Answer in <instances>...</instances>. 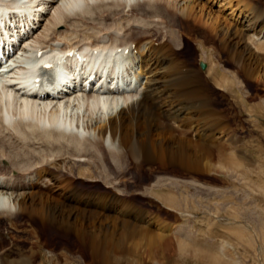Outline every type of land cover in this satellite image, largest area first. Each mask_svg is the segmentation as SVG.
Here are the masks:
<instances>
[{
	"label": "bare ground",
	"instance_id": "6f19581e",
	"mask_svg": "<svg viewBox=\"0 0 264 264\" xmlns=\"http://www.w3.org/2000/svg\"><path fill=\"white\" fill-rule=\"evenodd\" d=\"M94 1L0 0V40L5 45V48L0 50V162L9 163L13 171L17 166H21L18 165L22 159L21 153L15 152L10 155L12 148L8 145L7 138H14L20 139V142L26 145L41 143L51 153L52 147L58 148L57 155L54 156L52 153L47 157L53 156L51 160L54 163L59 160V164L64 166L61 171L66 173L65 176H58L38 163L34 166L30 164L29 168L22 170L26 173L22 174V171L18 173L16 170V174L0 176V264H33V257L37 253L34 245L43 242L38 235L40 227L42 230L48 227L51 231L59 227L65 233H73L78 247L87 252L93 264H110V258L138 264V261L126 258L127 256H118L124 251V245H128V241L130 248L125 250L137 252L139 247H142V252L149 257L148 261H154L159 248L165 253L173 243H176L180 254L189 249L190 255L196 259L219 264L216 254L193 247L180 239H172L167 235L169 227L162 226L165 234H161L150 231L147 227L138 226L144 224L145 220L139 214L133 216L137 215L134 207L133 209L126 207L127 209L122 212L136 220L138 224L119 219V210V214L105 216V222L97 226L95 223H99L100 220H96L101 214L92 210H74L75 207L68 203L69 200H65L69 199L67 194L64 199H59L44 193H28L34 191L31 186L30 191L24 190L29 189L28 185L24 184L25 178L32 184L36 181L34 175L37 177L45 175L51 180L73 175L84 180L87 179L84 175L89 174L86 168H94L103 163L106 168L101 169L92 180H116L127 157V160L132 159L135 164L138 161L157 164L156 170L160 172H188L195 175L215 170L219 167L215 165L224 159L218 150L222 147L211 145L213 140L209 138L210 144L201 142L205 136L204 132L212 133L217 129L221 112L215 111L208 102L205 103V92L200 93V84L202 85L200 74L191 72L184 64L186 62L181 63L183 61L171 57L175 52L173 49L180 46L176 34L182 33L172 30V35H168L170 39L166 41L164 38L161 41L153 38L145 40L142 38L144 36L142 27H125V36L118 41L119 44L113 39L114 36L107 37V33L99 34L98 38L96 35L97 39L87 40L85 37L84 40L83 37L84 41L81 42L84 43L80 44L76 36V38H71L69 34L66 36V29H56L59 25L66 26L67 22L81 20L84 11L86 13L91 6L97 9L94 6L98 1L96 3ZM132 1L134 0H123V5L120 3L121 0L117 1L123 6L121 14L124 15V7L129 6ZM160 1L145 0L143 2L146 5L145 11L147 12L149 8L148 12L153 15L162 13L158 6ZM99 2L105 4L108 0ZM166 2L179 11L178 22L183 18L186 23L195 26L191 27L203 40L198 41L202 49L205 42L217 41L215 55L223 52L227 57L226 62L236 61V70L232 72L222 69L217 62H212L211 67L205 70V74L213 73L214 84L217 87L229 89L233 93L232 87L237 88L239 84L236 74L248 79L246 77L253 73L257 64L264 59L263 6L253 4L251 0H183L182 4L177 0H165ZM139 6L130 9L137 7L139 9ZM116 7L110 8L114 11ZM75 12H79L80 16L75 15ZM146 12L143 11L144 14ZM155 19L151 22L154 25ZM9 25L14 27L16 35L26 33V37L21 38L11 53L8 52L10 41L5 39L6 36H1V31H7ZM119 46L122 47L117 50ZM124 49L127 51L124 52ZM38 51H41L40 54ZM203 53L206 55L203 57L209 59L206 52ZM49 56L51 60L55 59L54 62L57 64L55 77L40 64ZM28 68L37 73L35 77H24ZM92 72L105 76L108 80H105V84L101 85L99 90H94L90 86L85 91L86 75L89 76ZM76 78H81L77 88L64 93L65 90L69 91L68 83L77 85ZM203 89L205 90L204 87ZM154 105L153 109L156 110L151 108ZM189 114L192 121L188 117ZM201 116L204 120L199 121ZM170 120L173 123L169 122ZM201 123L206 124L207 128L200 126ZM180 125L185 129L180 128ZM186 128L194 132L192 134L198 137V141L185 137ZM178 131L183 135L181 136ZM99 146L106 152L107 157L103 158L96 152ZM63 150L68 152L62 154ZM51 160L48 163L52 162ZM68 164L72 168L85 170L74 175ZM164 180L163 185H170L169 177H165ZM52 188L56 190L54 185ZM103 198L105 197L99 196L93 207L108 208V203ZM76 199L80 204V199ZM106 200L112 202L114 199ZM84 215L92 219L90 227L83 224V219H87ZM21 216H25L30 222L32 250L28 257L18 262H6L1 258V254L5 238L10 235L7 228H14ZM106 222L109 223L107 227L111 228L106 227L104 230ZM35 225H38L37 229L34 228ZM116 229H119L117 233ZM51 231L48 233L53 232ZM55 255L53 250L46 251V256L42 257L38 264H41L42 259L53 264Z\"/></svg>",
	"mask_w": 264,
	"mask_h": 264
},
{
	"label": "rangeland",
	"instance_id": "374dc122",
	"mask_svg": "<svg viewBox=\"0 0 264 264\" xmlns=\"http://www.w3.org/2000/svg\"><path fill=\"white\" fill-rule=\"evenodd\" d=\"M117 1L120 0H108V2L103 4L99 0H95L94 2L97 3L94 8L96 7L98 10L93 9V6H91L89 7L90 10L89 8L87 9L89 12L86 10L87 14L84 11V17L81 20L76 19V21H72L74 23H66L64 21L66 26L59 25L56 29H66V36L68 34V36L71 35V38L76 36L77 38H75L76 40L78 39L77 41L80 44L84 43L81 41H84L85 37L87 40L97 39L100 35L106 33L108 35L107 37L110 36V38H113L114 36L113 39L117 40L116 43H118L125 36L126 28L136 26L137 28L142 27L141 31L144 35L142 38L145 40L153 38L157 41L164 39L166 41L169 38L168 35L171 36L173 31L181 32L182 35L177 33L176 38L180 40L179 42L182 48L180 46L174 48L173 50L175 52L172 51L174 54L171 57L177 58V61H183H180L181 63L186 62L184 64H186L191 72L200 74V80L203 85L200 84V93L204 94L205 92V103L208 102L211 107L215 108V111L221 112L222 114L219 117V123L216 126L217 129L212 133L204 132L205 136L201 139V142L210 144L211 139L213 140V144L211 145H219L222 147L218 150L222 153L224 159L220 161L221 165L216 164V162L214 165L224 167L223 169L218 167L208 173L198 175L188 172H160L156 170V168L158 169L157 164L145 163L143 161H138L135 164L132 159L127 160V157V164L125 163V165L122 164L121 166L122 173L120 172L116 180H110L111 182L92 180L101 169L106 168L105 163H103L100 166L96 165L97 167L94 168H86L89 174L84 175V178H87L84 180L76 178L73 175L51 180L47 176L42 175L39 178L37 177L35 183L32 184L30 180L25 179L23 180L24 184L28 185L29 189L24 190L30 191V186H33L34 191L28 193H44L59 199H64L67 194L69 199L65 198V200H69L68 203L75 207L74 210H92L101 214L96 220H100L99 223H95L97 226L105 222V216L119 214V210V219L138 224L136 220H132V218L127 217V214L122 212V210L127 208L133 209L134 207L133 210H136L137 215L133 216L140 215L145 220V225L138 224V226H144L143 228L147 227L150 231L161 234H165L162 226L169 227L171 230L168 228L167 235L172 239L177 238L185 243H189L193 247L214 253L218 256L222 264H264V59L257 64L255 71L246 77L248 79L240 76L241 74H236L239 84H237V88L232 87L234 90L233 93L229 89L219 88L214 84L213 73L210 75L205 74L206 71L211 67L212 62H217L222 69L224 68L226 71L232 72L236 70V61L226 62L225 59L227 57L223 52L220 55H215L217 41H214L215 43L213 41L212 43L209 41L205 42L203 44L204 48L202 49L198 41L203 40L193 31L192 27L195 26L186 23L183 18L178 22L179 18L177 13L179 11L175 10L176 7L169 6L167 2L165 3V0L159 2L158 6L163 11L162 13L157 12L159 17L158 15L149 13L148 11L150 9L148 7V11H145L144 8L146 5L143 3L145 0H138V2L134 0L130 2L129 6L124 7L123 15L120 12L123 7V0L120 2L122 4L121 6ZM177 1L179 4L183 3V0ZM251 1H253V4L264 7V0ZM132 4L134 5L132 6ZM134 6H139V9L138 7L136 9H130ZM110 7H116V11L115 9L112 11L113 9ZM103 8H107L108 10H103ZM137 10H140L139 12L141 13ZM109 11L112 12L109 13ZM143 11L146 13L144 14ZM106 13H109V15ZM75 15L80 16L79 12H75ZM155 18L159 19V22ZM154 19L156 25L151 23ZM146 25L154 26H150V28L146 27ZM194 30L196 29L194 28ZM83 37L84 40H82ZM203 51L206 52L209 59L204 58L206 55ZM199 61H204L206 64L203 70L198 66ZM237 95L238 97H236ZM151 108H155V105ZM188 117L192 121L191 114ZM200 118L199 121L204 120L202 116ZM169 122L173 123L172 120ZM200 126L207 128L204 123H201ZM180 128L185 129L184 126ZM186 129L185 137L194 138L193 140L198 141V137L192 134L194 132L190 129L188 130V128ZM179 134L181 136L183 135L182 132H179ZM13 139L7 138L8 145L12 148L10 155L19 152L22 157L18 162V165L21 164V166H15L16 170H18H15L16 172L20 173L22 170L25 171L24 169L29 168L30 164L34 166L40 163L44 168L50 169L58 176L66 175V173L61 171L64 169V166L59 164V160L57 163H54L51 160L53 156L50 158L47 157V155H51L52 153L54 156L57 155L59 152L58 148L52 147L51 153L41 143H30L26 145L20 142V139ZM48 150L50 149L48 148ZM63 152L67 153L68 151H61L62 154H65ZM96 152H99L103 158L107 157L106 152L100 149V146L96 149ZM48 159L52 162L48 163L50 161ZM70 167L68 164L69 169ZM71 169L74 175L76 172L81 173L85 170L77 167H71ZM15 171H13L9 163L3 164L2 161L0 162V176L3 174V176L13 175ZM23 171L22 174L26 173ZM165 177L171 179L169 180L170 185L168 186L163 185L165 183ZM191 182L198 185H194ZM53 185L56 190L51 189ZM99 196L105 197L103 199L108 203V208L93 207L94 202ZM76 198L80 199L81 203H83H77ZM106 198L114 200L110 202ZM112 206L116 209H112ZM142 207L146 208V210L143 212L137 211L136 208ZM87 216L84 215V217ZM164 219L167 222L163 221ZM91 220L89 217L87 219L84 218L83 224L85 226L89 225L90 227ZM17 223L19 225L17 224L14 228H7L10 235L5 238L6 241L2 245L1 258H4L6 262H18L20 259L28 257L32 250L33 238L29 236V231L31 230L29 220L25 216H21ZM108 224L106 222L104 230H106ZM36 226L38 227V225H35L34 228L37 229ZM3 230L7 231L6 229ZM3 230L2 232H5ZM117 230L119 229H116V233L118 232ZM49 231L51 230L48 227H44V230L41 227L39 229L38 235L44 243L34 245L37 253L33 257V264H38L41 258L46 256V251L48 250H53L56 254L53 264H93L89 260L90 258L87 252L80 250L78 247L73 233H65L59 227L53 228V232L51 231L52 233L50 234L48 233ZM128 247L129 241L128 245H124V251L118 254V256H127L126 258L138 261V264H212V262L210 263L205 259H196L190 255L189 249L185 253L180 254L176 243H173L165 253L159 248L158 255L155 254L154 261H148L149 257L145 252H142V247H139L137 252L134 250V252L126 251ZM110 261V264H133L127 263L126 261H116L114 258H110ZM220 262L219 264H221ZM41 264L49 263L42 259Z\"/></svg>",
	"mask_w": 264,
	"mask_h": 264
},
{
	"label": "water",
	"instance_id": "95a60500",
	"mask_svg": "<svg viewBox=\"0 0 264 264\" xmlns=\"http://www.w3.org/2000/svg\"><path fill=\"white\" fill-rule=\"evenodd\" d=\"M199 65H200L201 68H203V66H204V64L202 62H200Z\"/></svg>",
	"mask_w": 264,
	"mask_h": 264
}]
</instances>
